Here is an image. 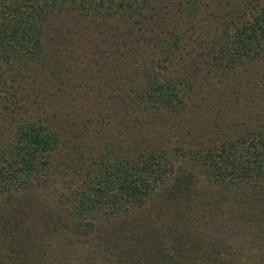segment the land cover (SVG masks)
Segmentation results:
<instances>
[{"label": "rangeland", "instance_id": "obj_1", "mask_svg": "<svg viewBox=\"0 0 264 264\" xmlns=\"http://www.w3.org/2000/svg\"><path fill=\"white\" fill-rule=\"evenodd\" d=\"M87 1L65 0L49 14L43 23L41 68L23 66L21 71H11L12 67L0 59V76L7 79L0 85V149L8 143L15 122L26 120L49 119L68 126L69 150H83L88 155L103 144L130 143L141 134L152 142L171 145L168 139L182 143L192 138L207 140L248 120L264 119V91L257 86L249 88L247 79L248 74L255 77L257 73L243 69L211 84L203 82L201 74L196 75L194 69L200 66L189 47L197 43L189 42L210 38L207 29L212 15L206 12L193 19L196 25L186 16L173 22L181 23L183 38L180 65L174 67L200 78L194 82L184 113L169 118L131 108L133 89L144 80L141 66L150 65L158 56L157 48L148 42L154 21L149 15L141 28L143 18L137 16L91 14L87 6L82 7ZM206 6L208 11L216 7L211 1H206ZM256 68L258 76L263 74L264 61ZM260 78L264 80V76ZM172 122L181 127L169 131ZM180 168L170 181L186 192L180 203L177 199L163 200L160 192L129 215L97 221L96 229L82 242L76 238L71 242L64 232L52 230L53 225L65 224L60 201L67 176L34 181L32 186L15 190L12 201L2 194L0 264H39V255L53 264H212V251L219 253L224 264H248L252 257L245 253H252L250 245L259 241L264 261V234H258L257 239L248 227L256 215L254 207L247 208L251 217L237 215L246 187L221 191L196 169ZM213 199L219 202L214 221ZM230 205H236L235 214L229 213ZM258 207L264 209V204ZM155 223L159 228H154ZM179 226L183 228L172 231ZM105 240L111 249H104ZM39 244L48 255L35 251ZM234 249L237 252L230 255ZM5 251L19 256L12 260Z\"/></svg>", "mask_w": 264, "mask_h": 264}, {"label": "trees", "instance_id": "obj_2", "mask_svg": "<svg viewBox=\"0 0 264 264\" xmlns=\"http://www.w3.org/2000/svg\"><path fill=\"white\" fill-rule=\"evenodd\" d=\"M63 1L0 0V59L12 67L11 71H21L23 66L41 68L44 60L43 23ZM206 1H211L216 7L208 11ZM87 2L82 7H88L91 14L137 16L143 18L139 21L141 28L149 15L154 21L148 42L157 48L158 56L152 58L150 65L141 66L144 80L133 89L131 108L146 111V114L161 113L169 118L184 113L195 90L194 82L200 78L174 67L180 65L183 38L180 36L181 23L173 22L185 16L190 22L205 12L212 15L207 29L210 38L199 37L189 42L197 43L189 47L194 62L200 66L194 69L196 75L201 74L203 82L211 84L222 82L231 74L237 75L245 69L257 73L255 77L248 74L249 88L257 86L256 89L264 91V80L260 78L264 73L258 76L260 70L256 68L260 61H264V0ZM196 24L193 21L192 25ZM2 77L0 85L7 81ZM176 126L181 127L179 122H172L167 128L171 131ZM67 127L49 119L15 122L8 143L0 149V197L6 193L5 198L13 200L15 190L32 186L34 181L47 180L51 175L67 176L66 190L61 193L60 201L65 224L62 221L53 225L52 230L64 232L71 242L74 238L86 241L96 229L97 221L129 215L160 192L164 193L163 200L177 199L180 203V197L186 192L180 186L171 185L170 181L182 166L201 172L221 191L246 187L247 193L237 206V215L251 217L247 208L254 207L256 215L248 227L255 238L264 234V209L258 207L264 204V119L248 120L238 128L232 126L207 140L192 138L182 143L179 139H168L171 145L152 142V138L141 134L140 139H132L130 143L116 141L103 144L88 155L83 150H69L65 135ZM193 190L197 192L195 185ZM215 204L219 202L213 199L212 221L217 215ZM235 209L236 205H230L229 213L235 214ZM159 225L155 223L154 228H159ZM176 228L179 230L183 226L172 231L178 232ZM102 242L104 249H111L108 240ZM37 248L35 251L41 250L48 255L41 249V244ZM250 248L252 253L246 251L245 254L249 259H256H250L248 264H264L260 241ZM14 251H5L12 260L19 256ZM232 251L230 255L237 252L236 249ZM218 254L212 251V264H224ZM40 256L39 264H53ZM175 264L186 263L180 261Z\"/></svg>", "mask_w": 264, "mask_h": 264}]
</instances>
